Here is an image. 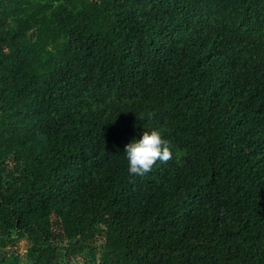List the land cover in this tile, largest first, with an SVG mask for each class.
<instances>
[{
	"label": "trees",
	"instance_id": "obj_1",
	"mask_svg": "<svg viewBox=\"0 0 264 264\" xmlns=\"http://www.w3.org/2000/svg\"><path fill=\"white\" fill-rule=\"evenodd\" d=\"M0 264H264V0H0Z\"/></svg>",
	"mask_w": 264,
	"mask_h": 264
},
{
	"label": "clouds",
	"instance_id": "obj_2",
	"mask_svg": "<svg viewBox=\"0 0 264 264\" xmlns=\"http://www.w3.org/2000/svg\"><path fill=\"white\" fill-rule=\"evenodd\" d=\"M124 157L127 161V171L132 175H143L151 169L157 160L166 161L172 152L169 142L157 128L144 130L139 138H133L124 145Z\"/></svg>",
	"mask_w": 264,
	"mask_h": 264
},
{
	"label": "rangeland",
	"instance_id": "obj_3",
	"mask_svg": "<svg viewBox=\"0 0 264 264\" xmlns=\"http://www.w3.org/2000/svg\"><path fill=\"white\" fill-rule=\"evenodd\" d=\"M101 240V239H99ZM15 249L19 254H22L26 249V243L24 240H20L16 243Z\"/></svg>",
	"mask_w": 264,
	"mask_h": 264
}]
</instances>
